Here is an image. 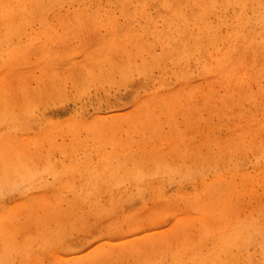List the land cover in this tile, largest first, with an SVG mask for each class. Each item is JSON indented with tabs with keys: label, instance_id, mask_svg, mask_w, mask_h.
Returning <instances> with one entry per match:
<instances>
[{
	"label": "rangeland",
	"instance_id": "obj_1",
	"mask_svg": "<svg viewBox=\"0 0 264 264\" xmlns=\"http://www.w3.org/2000/svg\"><path fill=\"white\" fill-rule=\"evenodd\" d=\"M242 2L0 0V264H264Z\"/></svg>",
	"mask_w": 264,
	"mask_h": 264
},
{
	"label": "bare ground",
	"instance_id": "obj_2",
	"mask_svg": "<svg viewBox=\"0 0 264 264\" xmlns=\"http://www.w3.org/2000/svg\"><path fill=\"white\" fill-rule=\"evenodd\" d=\"M244 1H245V0H243V2H244ZM243 2H242V3H243ZM240 3H241V2H240ZM244 4H245V3H244ZM243 6H244V5H243ZM248 6H249V5H248ZM241 8H242V6H241ZM252 11H253V10H252ZM257 11H258V9H257ZM257 11H256V12H257ZM255 14H256V13H255ZM258 16H260V15H258ZM254 17H255V16H254ZM261 17L264 18V16H261ZM238 18H239V17H238ZM238 18H237V21H238ZM246 19H247V18H246ZM254 19H255V18H254ZM252 20H253V19H252ZM262 21H264V20H262ZM252 23H253V22H251L250 24H252ZM253 24H254V23H253ZM256 25H257V24H256ZM260 25H262V23H261ZM256 27H257V26H256ZM240 28H241V27H240ZM248 28H249V27H248ZM243 33H244V32H243ZM234 34H235V33H234ZM236 34H237V33H236ZM238 35H239V34H238ZM241 35H242V34H241ZM239 37H240V35H239ZM244 39H245V38H244ZM244 226L246 227L245 224H244ZM251 227H252V226H251ZM250 229H251V228H250ZM244 230H245V229H244ZM238 231H240L239 228H238V230H235L234 233H235V234H236V233L238 234ZM246 231H247V230H246ZM231 234H232V233H231ZM245 234H247V233H245ZM231 236H232V235H231ZM220 237H221V236H220ZM247 237H248V236H247ZM237 238H238V237H237ZM219 240H220V239H219ZM222 240H223V239H222ZM217 241H218V239H217ZM218 245H219V244H217V246H218ZM220 245H222V244H220ZM220 245H219V246H220ZM217 246H216V247H217ZM222 246H223V245H222ZM216 247H215V249H214V251H213V253H212V255H213L214 257H212L213 259H211V260H215V259H216V262H217V261L219 260V259L217 260V257L219 256L218 254H221V252H222L223 250H222V251H219V250L222 249V248L220 247V248L218 249V248H216ZM223 248H224V247H223ZM218 252H219V253H218ZM227 253H228V252H227ZM222 255H223V253H222ZM229 255H231V254H229ZM224 256H225V255H224ZM226 256H227V255H226ZM219 257H220V256H219ZM219 257H218V258H219ZM222 257H223V256H222ZM222 257H221V258H222ZM230 257H232V256H230ZM223 259H225V257H224ZM227 259H229V258H227ZM208 260H209V259H208ZM204 261H207V260H204ZM219 261H220V260H219ZM223 261H225V260H223ZM212 262L214 263V261H212ZM204 263H205V262H204ZM219 264H220V263H219Z\"/></svg>",
	"mask_w": 264,
	"mask_h": 264
}]
</instances>
